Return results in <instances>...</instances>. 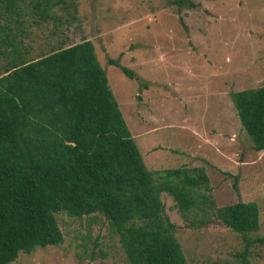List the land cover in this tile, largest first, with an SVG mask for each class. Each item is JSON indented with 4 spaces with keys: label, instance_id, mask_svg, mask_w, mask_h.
<instances>
[{
    "label": "rangeland",
    "instance_id": "rangeland-1",
    "mask_svg": "<svg viewBox=\"0 0 264 264\" xmlns=\"http://www.w3.org/2000/svg\"><path fill=\"white\" fill-rule=\"evenodd\" d=\"M168 1L73 0L74 11L57 5L53 21L33 23L28 0H22L17 20L23 33L12 24L11 31L19 49L29 48L30 60L89 41L152 178L160 170L201 168L214 207L256 205L258 227L247 236L262 237L264 150L250 149L228 93L264 85V0H186L193 8ZM107 59L136 79L124 77ZM5 61L0 58V71ZM150 145L161 146L165 156L146 152ZM159 201L185 264L239 263L240 236L212 209L182 217L168 195L160 193ZM53 216L61 242L19 253L9 264H127L100 215ZM247 261L264 264V247H249Z\"/></svg>",
    "mask_w": 264,
    "mask_h": 264
},
{
    "label": "trees",
    "instance_id": "trees-1",
    "mask_svg": "<svg viewBox=\"0 0 264 264\" xmlns=\"http://www.w3.org/2000/svg\"><path fill=\"white\" fill-rule=\"evenodd\" d=\"M21 2L0 0V58L6 59L0 71V264L59 244L53 216L58 212L74 218L100 215L127 264H185L160 193L170 197L182 217L212 209L215 219L240 236L238 264H248L249 247H264V236H247L258 227L256 205L236 201L214 207L201 168L160 170L153 179L91 43L26 59L29 48L19 49L11 31L16 25L23 33L17 20ZM168 3L194 7L186 0ZM57 5L75 9L73 0H28L32 22L53 21ZM106 63L136 79L116 59ZM228 97L250 149L264 150V85Z\"/></svg>",
    "mask_w": 264,
    "mask_h": 264
},
{
    "label": "crops",
    "instance_id": "crops-1",
    "mask_svg": "<svg viewBox=\"0 0 264 264\" xmlns=\"http://www.w3.org/2000/svg\"><path fill=\"white\" fill-rule=\"evenodd\" d=\"M136 146V145H135ZM164 147V146H163ZM137 148V147H136ZM161 146L157 145V146H153V145H150L148 146V149L146 152H154V151H157V152H161L163 156H165L164 152L161 150ZM150 149H152V151H149ZM138 150V149H137ZM140 155V154H139Z\"/></svg>",
    "mask_w": 264,
    "mask_h": 264
}]
</instances>
